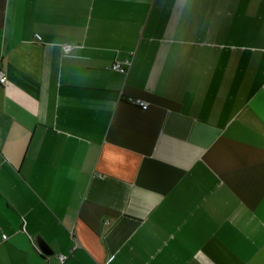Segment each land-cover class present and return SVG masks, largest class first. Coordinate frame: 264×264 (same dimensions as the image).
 I'll return each mask as SVG.
<instances>
[{
	"label": "crops",
	"instance_id": "1",
	"mask_svg": "<svg viewBox=\"0 0 264 264\" xmlns=\"http://www.w3.org/2000/svg\"><path fill=\"white\" fill-rule=\"evenodd\" d=\"M0 68V264H264V0H0Z\"/></svg>",
	"mask_w": 264,
	"mask_h": 264
},
{
	"label": "built area",
	"instance_id": "2",
	"mask_svg": "<svg viewBox=\"0 0 264 264\" xmlns=\"http://www.w3.org/2000/svg\"><path fill=\"white\" fill-rule=\"evenodd\" d=\"M65 50L68 51L71 48V45H65L64 46ZM133 59L131 57L126 58L124 60H115L111 65H110V69L114 70V71H119V72H124L127 73L132 65ZM7 75V72L4 69L0 68V79L5 78ZM128 100L133 103L136 104L138 106H140L143 109H147L150 105L149 101L143 99V98H139V97H133V96H129ZM79 246L78 243L75 244L73 249H76ZM68 258L67 254H60L59 255V259L61 260V262H65L66 259Z\"/></svg>",
	"mask_w": 264,
	"mask_h": 264
},
{
	"label": "water",
	"instance_id": "3",
	"mask_svg": "<svg viewBox=\"0 0 264 264\" xmlns=\"http://www.w3.org/2000/svg\"><path fill=\"white\" fill-rule=\"evenodd\" d=\"M36 242L38 243V245L41 247V249L47 253V254H52L54 253L53 249L51 248V246L49 245V243L46 241V239L41 235L38 234L36 237Z\"/></svg>",
	"mask_w": 264,
	"mask_h": 264
}]
</instances>
